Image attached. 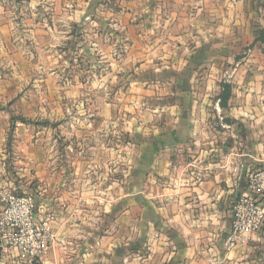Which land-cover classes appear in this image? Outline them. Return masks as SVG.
<instances>
[{
    "label": "crops",
    "instance_id": "obj_1",
    "mask_svg": "<svg viewBox=\"0 0 264 264\" xmlns=\"http://www.w3.org/2000/svg\"><path fill=\"white\" fill-rule=\"evenodd\" d=\"M102 15L104 47L136 58L132 89H146L133 98L146 108L132 119L129 207L105 212L108 235L102 212H51L56 240L38 264H264V225L226 244L249 172L264 167V0H102ZM79 232L87 254L58 258ZM17 256L0 246V264H30Z\"/></svg>",
    "mask_w": 264,
    "mask_h": 264
},
{
    "label": "rangeland",
    "instance_id": "obj_2",
    "mask_svg": "<svg viewBox=\"0 0 264 264\" xmlns=\"http://www.w3.org/2000/svg\"><path fill=\"white\" fill-rule=\"evenodd\" d=\"M66 1L0 0V213L6 194H30L38 212H102L108 235L105 212L129 207L132 119L146 108L133 98L146 89H132L136 58L110 53L102 0L86 11V0H71L68 12ZM82 234L57 257L85 256Z\"/></svg>",
    "mask_w": 264,
    "mask_h": 264
},
{
    "label": "built area",
    "instance_id": "obj_3",
    "mask_svg": "<svg viewBox=\"0 0 264 264\" xmlns=\"http://www.w3.org/2000/svg\"><path fill=\"white\" fill-rule=\"evenodd\" d=\"M7 203L0 213V245L17 252L20 259L38 264L56 240L55 220L51 212H38L40 206L30 194H6ZM264 225V167L249 172L246 188L233 207V221L228 233V248L240 243Z\"/></svg>",
    "mask_w": 264,
    "mask_h": 264
},
{
    "label": "trees",
    "instance_id": "obj_4",
    "mask_svg": "<svg viewBox=\"0 0 264 264\" xmlns=\"http://www.w3.org/2000/svg\"><path fill=\"white\" fill-rule=\"evenodd\" d=\"M260 41L264 43V29L261 31L260 36L256 39V42ZM232 97V88L228 84H223V90L219 95L220 105L223 109H227L230 98Z\"/></svg>",
    "mask_w": 264,
    "mask_h": 264
}]
</instances>
